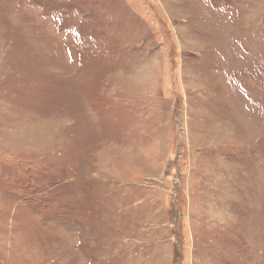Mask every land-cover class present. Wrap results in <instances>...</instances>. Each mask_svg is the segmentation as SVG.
Masks as SVG:
<instances>
[{"label":"rangeland","instance_id":"rangeland-1","mask_svg":"<svg viewBox=\"0 0 264 264\" xmlns=\"http://www.w3.org/2000/svg\"><path fill=\"white\" fill-rule=\"evenodd\" d=\"M0 264H264V0H0Z\"/></svg>","mask_w":264,"mask_h":264}]
</instances>
